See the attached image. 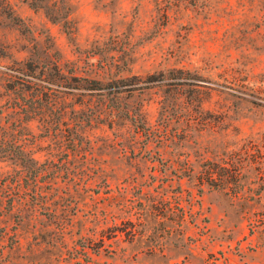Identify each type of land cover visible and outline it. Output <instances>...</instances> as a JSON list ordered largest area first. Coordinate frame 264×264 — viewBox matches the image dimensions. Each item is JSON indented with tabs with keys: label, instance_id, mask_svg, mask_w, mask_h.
Segmentation results:
<instances>
[{
	"label": "rangeland",
	"instance_id": "rangeland-1",
	"mask_svg": "<svg viewBox=\"0 0 264 264\" xmlns=\"http://www.w3.org/2000/svg\"><path fill=\"white\" fill-rule=\"evenodd\" d=\"M0 264H264V0H0Z\"/></svg>",
	"mask_w": 264,
	"mask_h": 264
},
{
	"label": "trees",
	"instance_id": "trees-1",
	"mask_svg": "<svg viewBox=\"0 0 264 264\" xmlns=\"http://www.w3.org/2000/svg\"><path fill=\"white\" fill-rule=\"evenodd\" d=\"M41 9H43V8H41ZM44 10H45L44 12L46 13V16L52 22H57L58 20H64L65 21L66 18H67V14H65V16L63 15L61 17H58L57 15H54V13H49L45 8H44ZM170 73H172V74H182L181 71H176V72H172L171 71ZM170 73H169V75H168L167 78L166 77H163V76H161V77L159 76L158 79H155L153 75L148 76L146 78V80L144 81V86L141 87L138 90L139 91H142V90L146 89L149 85H152V84L155 85L156 83H160V84H162L164 86L171 87L172 89H179L181 86L186 85V83L183 82L182 80H179L177 78H173L172 75L170 76ZM167 81H170V82L167 83ZM164 94H167V91H165ZM175 96L177 98H180L182 96V94L181 93H176ZM189 98H191V97H189ZM192 98L195 100V103L196 102L197 103L200 102V100H198L197 97H192ZM171 110H173L175 112V114L179 116L183 109L181 107V104L179 105V103H178V104H174L173 106H171ZM206 179H210V175L207 176Z\"/></svg>",
	"mask_w": 264,
	"mask_h": 264
}]
</instances>
